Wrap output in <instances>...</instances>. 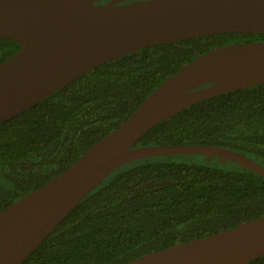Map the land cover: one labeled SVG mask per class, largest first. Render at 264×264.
Masks as SVG:
<instances>
[{
    "label": "trees",
    "instance_id": "obj_1",
    "mask_svg": "<svg viewBox=\"0 0 264 264\" xmlns=\"http://www.w3.org/2000/svg\"><path fill=\"white\" fill-rule=\"evenodd\" d=\"M102 1V0H101ZM264 34L216 33L139 49L84 73L0 122V211L47 183L117 128L196 56ZM20 44L0 38V62ZM209 144L264 166V83L193 103L134 146ZM264 215V177L206 155L129 162L111 173L21 264H124ZM247 264H264V254Z\"/></svg>",
    "mask_w": 264,
    "mask_h": 264
},
{
    "label": "water",
    "instance_id": "obj_2",
    "mask_svg": "<svg viewBox=\"0 0 264 264\" xmlns=\"http://www.w3.org/2000/svg\"><path fill=\"white\" fill-rule=\"evenodd\" d=\"M0 0V122L78 76L139 49L216 33L264 34V0ZM264 83V42L210 49L156 86L115 129L59 175L0 211V264H21L111 173L139 159L206 155L264 177V166L209 144L134 146L154 125L201 100ZM264 254V215L124 264H247Z\"/></svg>",
    "mask_w": 264,
    "mask_h": 264
},
{
    "label": "flooded vegetation",
    "instance_id": "obj_3",
    "mask_svg": "<svg viewBox=\"0 0 264 264\" xmlns=\"http://www.w3.org/2000/svg\"><path fill=\"white\" fill-rule=\"evenodd\" d=\"M105 1H108V0H102L101 2H105ZM128 1H130V0H126L125 2H128Z\"/></svg>",
    "mask_w": 264,
    "mask_h": 264
},
{
    "label": "rangeland",
    "instance_id": "obj_4",
    "mask_svg": "<svg viewBox=\"0 0 264 264\" xmlns=\"http://www.w3.org/2000/svg\"><path fill=\"white\" fill-rule=\"evenodd\" d=\"M234 42H235V41H234ZM234 42H233V43H234ZM237 42H242V41H237Z\"/></svg>",
    "mask_w": 264,
    "mask_h": 264
}]
</instances>
